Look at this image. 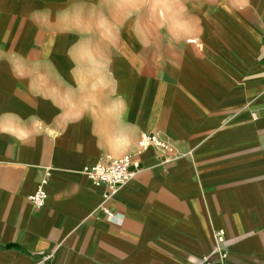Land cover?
<instances>
[{
    "label": "crops",
    "instance_id": "1",
    "mask_svg": "<svg viewBox=\"0 0 264 264\" xmlns=\"http://www.w3.org/2000/svg\"><path fill=\"white\" fill-rule=\"evenodd\" d=\"M167 1L0 0V264H264V0Z\"/></svg>",
    "mask_w": 264,
    "mask_h": 264
},
{
    "label": "built area",
    "instance_id": "2",
    "mask_svg": "<svg viewBox=\"0 0 264 264\" xmlns=\"http://www.w3.org/2000/svg\"><path fill=\"white\" fill-rule=\"evenodd\" d=\"M145 143H152L158 148L166 149V144L152 135L150 137L143 138ZM140 163L130 157L122 159H113L106 157L99 161L97 165L91 169L85 171L89 180L94 186L106 187L109 190V194L106 196L107 201L113 198V195L125 187L139 171ZM31 201L36 208H41L45 205L47 200V194L44 191H38L36 194L30 197ZM105 214L110 218L114 219L115 216L111 213L110 209H105ZM219 243L224 242V235L222 232L218 233ZM222 252V264H226L228 258V251L225 248H221ZM201 264H216L210 261L209 257H205Z\"/></svg>",
    "mask_w": 264,
    "mask_h": 264
},
{
    "label": "rangeland",
    "instance_id": "3",
    "mask_svg": "<svg viewBox=\"0 0 264 264\" xmlns=\"http://www.w3.org/2000/svg\"><path fill=\"white\" fill-rule=\"evenodd\" d=\"M142 2V8L143 10L147 11V25L149 28L148 33V52L149 55L151 53V50L153 48V43L155 42V39L157 34L151 33V30L154 31V29H165V26L169 23H171V15H172V2L167 0H143ZM139 2H134L133 5H138ZM145 13V12H144ZM157 13L159 15V18H157ZM140 14L139 11L133 13V24L136 23V21L139 19L137 16ZM145 20V19H144ZM164 27V28H163ZM169 36V35H166Z\"/></svg>",
    "mask_w": 264,
    "mask_h": 264
}]
</instances>
